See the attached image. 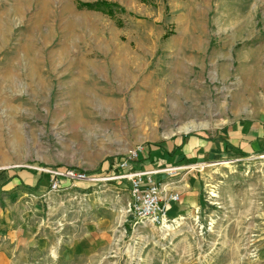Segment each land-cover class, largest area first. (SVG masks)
<instances>
[{"label": "rangeland", "instance_id": "obj_1", "mask_svg": "<svg viewBox=\"0 0 264 264\" xmlns=\"http://www.w3.org/2000/svg\"><path fill=\"white\" fill-rule=\"evenodd\" d=\"M66 1L76 41L58 53L54 14L34 32L36 81L17 53L34 6L6 19L18 1L0 0L11 21L0 46V264H264V153L199 152L180 167L157 152L162 165L136 172L180 195L166 228L128 211L132 165L144 161L117 169L136 151L142 160L235 124L264 127V0ZM97 3L109 6L87 7ZM173 165L183 169L168 175ZM8 171L21 181L3 190ZM41 175L36 191L22 186Z\"/></svg>", "mask_w": 264, "mask_h": 264}, {"label": "crops", "instance_id": "obj_2", "mask_svg": "<svg viewBox=\"0 0 264 264\" xmlns=\"http://www.w3.org/2000/svg\"><path fill=\"white\" fill-rule=\"evenodd\" d=\"M216 138H208L204 135L200 136H193L190 138L182 139L178 144H175L172 146V148L169 149V146L165 144L161 148L154 147L152 150H149L147 153L143 154L141 167L132 165L134 171H141L147 169L154 168L155 166L162 165V162H158L159 159L155 156V154L158 152H164L165 160L164 161H174L172 164H177V166L184 165L182 160L189 159V158H195L198 154L197 153H207L206 155L211 154L217 155L221 152H231V153H238L244 152L248 154L250 157L253 154L256 153H264L261 152L264 150V127H261L260 125H247L246 123H239L235 124V128H231L228 131L223 132H217ZM197 154V155H196ZM142 155V154H141ZM181 156V157H179ZM176 157H179V159H176ZM147 161V162H146ZM161 161V160H160ZM175 166V167H174ZM176 165L173 166H167L166 168H172L174 170V173H177V171L182 170L183 168L179 169ZM13 181H9V177L6 178V181L3 183V190L12 185ZM2 186V185H1ZM184 200L188 203H196L198 200V197L196 196V192L193 193H186L184 194ZM173 204H182V199L179 203H173ZM172 207L170 209V212L168 213L169 217L172 216H180L181 212H178L176 207ZM176 205V206H178ZM177 211V212H176Z\"/></svg>", "mask_w": 264, "mask_h": 264}, {"label": "bare ground", "instance_id": "obj_3", "mask_svg": "<svg viewBox=\"0 0 264 264\" xmlns=\"http://www.w3.org/2000/svg\"><path fill=\"white\" fill-rule=\"evenodd\" d=\"M17 1H18L17 4H16L17 6L14 8V10L10 11V9H9V12L6 11L7 13L4 12L2 14L5 15V16H8L9 14H12L13 13L12 15L14 17H17L19 19L22 18L24 20L26 18L27 12L30 11L33 8V6H34V12L32 13V16L30 18H28V23L29 24L27 25V32H26L28 34L24 36V42L23 43H20L17 46L18 47L17 48V53H18V55L22 53L21 57L24 55V58L25 59L23 61H27L26 64L29 67V75L32 76V78H36V81H37V79L39 78V71L41 72V69L42 68L39 66V62H38L40 55H38L37 54V50H35L34 32L36 33V31H38L43 25H45L46 23H48V20H50L52 18L53 14H54V16L57 17V19H59V18H60V20L63 19L64 20V23H63V27L64 28H63V31L61 33L63 35V37H62V41L58 45L60 47L58 53L62 54V56H70L71 51H72V46H73L74 42L76 41V37H75V33H74L76 28H74L75 25L73 26V23H74L73 21L75 20L74 19V15H73V11L71 10V8L68 5V3H67L66 0H62V2H60L63 5L62 6L63 9L59 13V15L58 14L56 15V11L54 9V5L56 3H58V2H56V0H17ZM9 16L6 17V19L9 18ZM22 19H21V21H22ZM51 21L52 20H50V22ZM9 23H11V21H9L7 25H5L4 22H3V20L0 19V46L6 45V42H5L6 39L5 38L7 37V35L10 32L9 31L10 28L9 29L7 28V27H10L9 26ZM74 24H76V23H74ZM13 26H14V24H13ZM47 34L48 35L43 36V42L44 43H47V45H48L49 39H50V37L52 35L51 34V31L48 32ZM40 50L41 49H39L38 51H40ZM52 55H53V57H55L56 53L52 52ZM16 58H18V57H16ZM41 58H42V56H41ZM48 59H50V58H48ZM80 60H81V64L80 65L81 66L83 65V69H84V61L81 58V59H79V63H80ZM42 63H41V65H42ZM52 63H54V62H52ZM84 71L85 70H83L82 72L84 73ZM41 74H42V72H41ZM80 74L82 76L84 75L82 73H80ZM3 75H4V78L7 79L9 81V83H10V81H12V79L15 78V76H14L15 75V71L13 70V68L12 69L7 68V69H5ZM80 78H82V77H80ZM192 129L193 128H186L185 129V132H189Z\"/></svg>", "mask_w": 264, "mask_h": 264}, {"label": "built area", "instance_id": "obj_4", "mask_svg": "<svg viewBox=\"0 0 264 264\" xmlns=\"http://www.w3.org/2000/svg\"><path fill=\"white\" fill-rule=\"evenodd\" d=\"M141 152H133L118 164L117 169L129 171ZM168 175L174 173L172 168L165 170ZM153 172H134L130 176L131 201L128 204L129 214L137 224L149 223L166 228L170 223L168 213L173 203H179L181 197L177 193L167 192L154 183Z\"/></svg>", "mask_w": 264, "mask_h": 264}, {"label": "trees", "instance_id": "obj_5", "mask_svg": "<svg viewBox=\"0 0 264 264\" xmlns=\"http://www.w3.org/2000/svg\"><path fill=\"white\" fill-rule=\"evenodd\" d=\"M107 6H109V4H107V3H97V4H90V5H87V7H89L90 9H104L105 7H107ZM156 147H159V148H161L162 146L161 145H158V146H156ZM261 152H264V150H262ZM239 155L241 156V157H243V158H247V157H249L248 156V154H246V153H244V152H239ZM139 158H140V155H139ZM139 158H138V160L136 161L137 163H141V160H139ZM135 162V163H136ZM108 171H110L111 169H113V164H112V162H111V160H109L108 162ZM136 166H137V164H135ZM9 172V171H8ZM13 175H12V174ZM32 173L34 174V175H37L38 174V172H35V171H32ZM7 175H8V177H9V181H13V180H19V181H21L20 180V177H19V172H16V171H13V172H9V173H7ZM44 178V175H41L40 176V178H39V180L37 181V184H36V186H34V187H32V186H28V185H25L24 183H22V186H24L25 187V189L27 190V191H36L38 188H39V186L41 185V183H42V179Z\"/></svg>", "mask_w": 264, "mask_h": 264}]
</instances>
